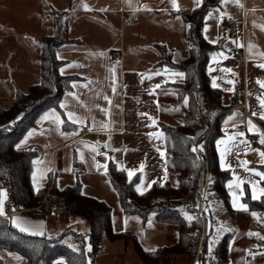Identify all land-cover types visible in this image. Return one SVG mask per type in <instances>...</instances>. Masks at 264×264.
Returning <instances> with one entry per match:
<instances>
[{
  "label": "crops",
  "instance_id": "obj_1",
  "mask_svg": "<svg viewBox=\"0 0 264 264\" xmlns=\"http://www.w3.org/2000/svg\"><path fill=\"white\" fill-rule=\"evenodd\" d=\"M177 4L178 9L181 10H190L197 6L196 0H177ZM68 9L72 11L68 21V36L79 39L81 42L60 46L56 55L59 53L61 60L64 61L59 71L65 65H71L64 68L63 75L78 77L73 80L77 81L78 86L73 88L71 84L72 89L61 96V101L66 104V107L61 109L72 126L65 128L63 123H55L54 114H50L48 120L38 124L37 120L41 115L54 109L49 108L38 116L36 126L29 129L35 130L33 135L28 137L21 148L38 146L42 148V151H38L39 153L33 159L38 163L34 165L32 162L31 182L35 190L45 186L49 174L52 173L48 169L53 170L57 164L59 174L57 175L56 172V180H53L57 186L70 185L79 180L84 193L104 200L110 207L111 205L120 207L116 193L108 185L106 178L101 175V173L106 174L103 166L106 165L107 168L108 162L112 159L103 154L102 144L97 149V142H100L102 136L108 138L113 150L117 145L116 139L112 138H118L121 158L119 163L118 160L113 162L117 166L121 165L120 168L126 175L128 169H134V175L138 176L137 183H141L143 175L142 192L152 181L165 182L163 179L166 168L165 159L162 160L157 151V148L164 150V136L159 139L156 137L149 139L148 133L161 131L159 122L171 123L163 117L164 109L169 106V101L165 97L172 94L165 86L180 82L183 78L172 77L171 73L152 75L151 79H141V75H151L165 68L155 69V64L160 60V53L155 48V44H163L172 51L185 49L184 25L179 17L169 14L173 10H178L173 8L171 0H0V106H8L16 90L26 91L29 86L38 82V39L43 34L51 33L52 16ZM209 12L212 13L211 16H208ZM209 12L206 15L208 19L204 18L203 21L202 34L204 38L207 37L205 39L208 42L217 40V43L222 46L218 52H223L227 56V59L219 57L217 61L212 62L211 70V57L208 60L207 74L211 85L212 77L216 76L218 78L216 82L220 85L217 88L229 97L239 84L236 81L235 72L238 68L241 72L239 85L242 89L241 104L225 114L221 122L223 134L220 137L226 139L224 130L229 134L233 131H242L245 137H238L237 140L247 139L248 141L247 145L238 144L237 149L230 152L227 157L228 163L232 165V168L228 170L230 179H234L233 172H235L243 181L240 187L234 184L232 191L238 197L237 203H244L242 198L245 189H248L252 198L251 182H257L258 188L264 187L263 179L259 175L248 173L244 168L239 167L240 161L244 160L248 162V168H256L258 172H264L249 161L250 159L248 160V148L250 145L257 144L260 136L258 133L247 130V122L251 119L253 124L263 131L257 122L261 111L257 97L264 95V89L257 84V79H264V69H260L257 65L264 63V55H261L264 53V0H239L238 3L236 0H228L226 4L220 2L219 6L212 8ZM221 13L225 15L221 17ZM126 17H131L132 21L126 20ZM206 23L208 29L204 32ZM238 44L242 46H237ZM122 48L129 49L130 53L127 56L122 55L120 53ZM238 50H243V60L235 58L234 55ZM115 51L119 53L118 58L113 53ZM113 66L116 74L115 93L112 90L111 79ZM222 68L231 69V72H222ZM228 80L234 83L228 84ZM156 84H160V87L153 92L152 87ZM227 88L234 90L226 91ZM72 92L76 93L75 97L66 95ZM105 96L111 99V104L104 99ZM68 111L75 114L78 123L68 119L66 115ZM55 112L63 121L56 109ZM253 112L257 115L253 116ZM138 113H148V116L156 120V124L152 125L148 116L142 117ZM233 113L238 115L225 124L227 118ZM233 124L236 125L235 128ZM262 146L264 151V144ZM220 147L222 149L224 145ZM93 148L97 151H93ZM74 158L78 160L82 170L91 177L86 178L87 183L79 179L74 172ZM141 163L144 164L143 170L140 169ZM97 164L101 165L100 171ZM33 172L36 173L35 187ZM168 173L167 171V176ZM161 182L157 183L161 184ZM225 189L229 196L231 212L244 211L233 208L232 197L226 184ZM241 191L243 195L240 194ZM4 209V216H9L10 220L12 217H17L26 226L40 225L43 233L55 235L67 227L79 231L84 236H87L89 232L85 220L75 215H66L60 205L45 218L32 217L22 211L11 212L5 204ZM120 216L123 225L118 229L114 227L112 218V227L117 231H128L139 238L134 228L148 227V224L142 225L140 218L131 219L138 216L129 215L123 211ZM126 218H128L127 223H125ZM154 223L163 225L160 226L161 231L164 234L167 233L166 223L157 221ZM207 231L210 234V229ZM209 239L207 238L206 242V259H203L201 264H205L208 257ZM260 239L243 238V244L240 246L238 238H232L231 234V238H227L228 264H257L260 260L259 253L264 251V239L262 245ZM162 245L165 244L151 248L143 245L142 247L148 250ZM120 247L122 251L128 253L130 245L123 242ZM86 249L88 250L87 245ZM234 250L239 252L240 260L238 261L233 260ZM247 250H251L254 255L249 254ZM18 257L21 256L16 251L0 249V264H22L23 259ZM261 261L264 264V256ZM186 264H188L187 258ZM192 264H198V261Z\"/></svg>",
  "mask_w": 264,
  "mask_h": 264
},
{
  "label": "trees",
  "instance_id": "obj_2",
  "mask_svg": "<svg viewBox=\"0 0 264 264\" xmlns=\"http://www.w3.org/2000/svg\"><path fill=\"white\" fill-rule=\"evenodd\" d=\"M220 2L201 0L200 6L190 10L169 12L179 17L184 25L186 47L183 51H172L163 44H155L160 53L155 69L167 67L185 73L182 81L165 86L172 95H176L170 104L177 106L184 103L185 112L176 123L159 122L164 133L166 170L174 173L176 183L164 182L163 186L153 183L141 195L135 189L137 175L129 180L125 171L111 160L106 168L108 182L118 197L121 210L138 216L142 225L149 220L176 225L175 242L148 251L142 247L135 234L113 229L111 207L104 200L84 193L79 180L60 187L52 180L50 173L44 187L35 190L32 186V162L37 152L32 148L17 149L15 145L30 128L36 126L38 116L49 108L60 113L63 127L72 126L65 118L60 101L62 94L72 89L71 81L78 77L61 74L59 68L64 61L56 55L60 46L81 42L68 36V21L72 15L68 9L55 13L52 16L51 33L43 34L38 39V82L26 91L16 90L12 102L6 107L0 106V188L6 190L5 206L11 212L22 211L32 217L45 218L60 205L66 215L85 220L89 232L84 236L67 227L55 235H31L15 228L9 216H0V249L16 251L23 258L22 264H52L58 257H63L66 264H90V259L101 250L103 238H107L109 241L132 245L142 264H173L175 255H184L188 264L194 261L201 264L206 259L209 233L205 214L204 210L201 213L199 203L194 205L193 202L202 199L205 185L211 180L212 188L227 210H232L225 189L230 172L221 170L219 166L215 141L223 134L221 122L225 114L241 104L242 92L241 86H238L225 99L219 88L212 87L207 74L210 54L218 52L222 46L204 38L203 21L207 13L219 6ZM190 44L193 47L190 48ZM185 96L188 98L187 103ZM17 116H21V119L15 124L11 123ZM257 122L264 131V120L257 118ZM200 144L203 145V152H193V146ZM79 165L74 158V172L80 171ZM258 167L264 170L263 165ZM242 200L248 205L249 211L256 212L260 220H264V196L253 200L248 189H245ZM180 205L182 208H179ZM188 216L194 219L188 220ZM227 238H231V235L224 236L215 247L217 264H228ZM71 242L75 247H70ZM87 244L91 246L90 250L86 249Z\"/></svg>",
  "mask_w": 264,
  "mask_h": 264
},
{
  "label": "rangeland",
  "instance_id": "obj_3",
  "mask_svg": "<svg viewBox=\"0 0 264 264\" xmlns=\"http://www.w3.org/2000/svg\"><path fill=\"white\" fill-rule=\"evenodd\" d=\"M118 58V51L113 52ZM122 55H128L130 53L129 49L121 50ZM236 81L239 83L238 86L241 84V72L238 68V71L235 72ZM224 98L227 99L226 93H224ZM165 99L169 101V104L176 99L175 94L166 95ZM184 103L177 106H172L171 104L164 109L163 117L168 122L176 123L185 112ZM162 107V106H161ZM116 139V147L113 150H107L106 144L109 141V139L105 137H101L100 142H97V149H99L100 144L104 147L103 154H106L108 157L112 159V161L118 160V163L120 162V154H121V148L118 146V138H112ZM257 144L250 145L248 148V160L254 163L257 167L260 165H264V163H261V157L259 156V153L257 151H254V149H259L260 151H263V146L259 142L260 138L257 139ZM37 153L38 151H42L39 146L32 148ZM82 166L79 165L78 168L80 172L76 173L78 175V178L83 180L84 183L87 181L86 178L89 177L88 174L84 172L81 168ZM98 171H100V168H98ZM103 171V170H101ZM56 172L57 175L59 174L58 165L56 164L54 169L52 170L51 176L52 180H56ZM103 175L107 182V176L104 173H101ZM91 178V177H89ZM165 182H168L170 184L176 183V177L173 172H169L167 179ZM87 183V182H86ZM108 185L109 182H108ZM4 189V188H3ZM5 190V189H4ZM6 192V190H5ZM88 192V191H87ZM203 197L205 199V203L203 205V210L205 211V217H206V224H207V230L210 229L209 234V243H208V257L205 262V264H217L216 259L214 258V246L218 242L220 238H223L226 235H231L232 238H238L239 243L238 245L243 244V238H260L258 236H250L248 235L249 232L252 233H260V236H264V220H260L258 215L256 217L252 216V212L250 211H236V212H230L227 210L224 202L220 198V196L217 194V192L212 188L210 183H207L204 188ZM6 201V200H5ZM112 209V218L114 222V227L118 229L123 225L121 214L122 211L120 207L116 205H111ZM148 227L141 229L139 226H137L135 231H137L138 239L140 241V244H142L146 248L155 247L156 245L161 244H171L176 240L177 237V227L174 224L166 223L165 226L168 228L167 233H163L161 231V227L163 225H156L157 223H154L153 220L148 221ZM165 224V223H164ZM133 228V227H132ZM231 229V231L224 230L220 232V234H217L218 229ZM260 243L262 245L263 239H260ZM211 242V244H210ZM123 244L122 241H109L107 238H103L101 250L94 255L92 261L90 259V264H141L138 256L136 255L135 251L133 250L132 245H130L128 253H125V251L121 250V245ZM71 246L75 247L74 244L71 242ZM89 244H87V247ZM209 246H211V251H209ZM264 251H261L259 253L260 260L257 264H262V258L264 256ZM129 254V255H128ZM233 260H240L239 252L237 250L233 251ZM61 258V257H59ZM58 258V259H59ZM57 259V260H58ZM64 262L66 264V261L64 259ZM174 264H183V262L186 264V257L184 255H175L173 257Z\"/></svg>",
  "mask_w": 264,
  "mask_h": 264
},
{
  "label": "snow or ice",
  "instance_id": "obj_4",
  "mask_svg": "<svg viewBox=\"0 0 264 264\" xmlns=\"http://www.w3.org/2000/svg\"><path fill=\"white\" fill-rule=\"evenodd\" d=\"M228 2V0H221V3L222 4H226ZM236 2L238 3L239 0H236ZM200 3H201V0H196V5L197 6H200ZM171 4L173 6L174 9H178V4H177V0H171ZM85 8H87V5H85ZM212 13L209 12L208 13V16H211ZM223 15H225V13H221V17H223ZM208 16L205 17V19L207 20L208 19ZM219 23V21H218ZM207 29H208V25L207 23L205 24L204 26V32H207ZM207 39V37H205ZM212 44H216L217 43V40H211L210 41ZM233 43H236V41H233ZM237 46H242V45H237ZM189 47H193V45H189ZM251 47V45H250ZM261 55H264V53H261ZM210 70H211V63L212 62H215L217 61V59L219 57H223L224 59H227V56H225V54L223 52H213L210 54ZM57 58L58 59H61L59 53H57ZM260 69H264V63H259L257 65ZM67 67H71V65H65L64 68H67ZM64 68H61L60 71L61 73L63 74L64 73ZM112 90H113V93L116 92V74H115V67L113 66L112 68ZM222 72H231V69H221ZM161 73L167 75L169 73H171V76L172 77H179V78H184L185 77V73L184 72H178V71H175V70H172V69H169L167 67H165L164 69L162 70H157L156 72H153L151 75H147V74H142L141 75V79H151V76L152 75H160ZM217 77L216 76H213L212 77V87L213 88H217V87H220L219 84H217ZM220 79H223V77H220ZM228 84H233L234 81L232 80H228L227 81ZM71 84H72V87L73 88H76L78 86V83L77 81H71ZM257 84L260 86L261 89H264V79H257ZM86 86V85H85ZM160 87V84H156V85H153L152 87V91L154 92L156 88H159ZM234 89L233 88H227L226 91H233ZM66 95H71L73 97L76 96V93L75 92H72V93H67ZM105 100H108L109 104H111V99L108 97V96H105L104 97ZM187 96H185L184 100H185V103H187ZM257 100H258V103L260 105V108H261V111L259 113V116L262 120H264V95L262 96H258L257 97ZM60 107L61 108H65L66 107V104L61 101L60 103ZM105 114L107 115V110L105 109ZM50 114H54V120H55V123L57 124H61L63 123V121L60 119V116L59 114H57L55 112V109H50L48 112H45L43 115L40 116L39 120H37V123L40 124L42 123L43 121L45 120H48L49 119V115ZM23 114H21L22 116ZM66 115L68 117V119L70 121H72L73 123H78V119L76 118L75 114L71 111H68L66 112ZM138 115L140 116H148V113H138ZM236 115H238L237 113H233L231 116H229L227 118V120L225 121V124L228 123V121H231L233 119V117H235ZM253 116L257 115L256 112H253L252 113ZM21 116H17L16 117V120L12 121L11 123L15 124L16 121H19L21 119ZM148 119L151 121V124L152 125H155L156 124V120L153 119L151 116H148ZM248 131L249 132H255V133H258L259 136H260V143L261 144H264V131H261L255 124H253L252 120L249 119L248 122ZM106 126V125H105ZM233 128L236 127L235 124L232 125ZM34 129L32 130H29V132L27 133V135L21 139L19 141V143H17L15 145V147L17 149H21L22 146L25 145L27 139L29 136L33 135L34 133ZM225 132V136H226V139H224V137H220V138H217L215 143H216V146H217V151H218V159H219V165H220V168L221 170H229L232 168V165L228 163V154L230 152H233L234 150L237 149V146L238 144L239 145H247L248 144V141L247 139H240L239 141L237 140L238 137L240 138H244L245 137V133L242 132V131H233L232 133H228L226 130H224ZM148 136H149V139H151L152 137H156V138H162L164 136V133L161 132V131H156V132H149L148 133ZM224 145V147L221 149V145ZM203 145L200 144V145H194L193 148H192V151L193 152H203ZM247 150V149H246ZM93 151H97L96 148H93ZM157 151L159 152V155L161 157V159H165V151L162 150V149H159L157 148ZM254 151H257L259 153V156L261 157V163H264V151H260L259 149H254ZM106 155V154H105ZM81 159H83V157L81 156ZM36 163H38V161L34 160L33 161V164L35 165ZM247 161H244V160H241L240 161V164H239V167L241 168H244L246 172L248 173H254V174H257L259 175L262 179H264V172H258L256 168H248L247 167ZM97 167H101V165L97 164ZM105 167V171H107L106 169V165L103 166ZM118 168L122 167L121 165H118L117 166ZM144 168V164L141 163L140 165V169L143 170ZM69 171L71 169H68ZM48 171H52V169H48ZM134 169H128L127 170V176L129 177V180H131V178L133 177L134 175ZM33 183H34V187H35V177H36V173L33 172ZM233 177L234 179H230L226 182V187L229 189V192H230V196L232 197L231 199V203H232V206L234 209L236 210H244V211H247L248 210V205L247 204H244V203H237V199L238 197L236 196V193L232 191V188L235 184L236 187H240V185L243 183L242 180L239 179V177L237 176V174L235 172H233ZM143 175L141 176V183H137L135 185V189L136 191L139 193V194H143L142 192V182H143ZM163 179H167V170L165 168L164 170V177ZM157 182H161V181H152L151 183L148 184V187L151 188L152 187V184L153 183H157ZM209 183H211V180H209ZM161 186H163V183L161 182ZM251 194H252V199L253 200H257L259 198V196L261 195H264V187H260L258 188L257 187V182H251ZM38 190V189H37ZM241 195H243V192L241 191L240 193ZM7 196H6V192L3 188H0V216H4L5 215V209H4V204H5V200H6ZM252 216L256 217L257 216V213L256 212H252L251 213ZM188 220H192L194 219V217L192 216H188L187 217ZM127 219H125V223H127ZM131 219H139V217H132ZM11 223L12 225L17 228L20 232H24V233H29L31 235H43V230H42V227L40 225H25V223L23 221H21L19 218L17 217H12L11 218ZM224 230H228V231H231V229H218L217 231V234H220V232L224 231ZM248 235L250 236H258L260 237L261 239H264V236H260V233H252V232H249ZM14 238V237H13ZM85 239H87V237H85ZM211 244V242H210ZM71 247V245H70ZM90 245L88 246V250H90ZM74 251H78V249H74ZM148 251H155V249H148ZM209 251H211V246H209ZM249 252V254L251 255H254L253 253H251V250H247ZM261 254H264V253H261ZM18 259H23L22 257H18ZM53 264H65L64 262V258L61 257L59 258L58 260L54 261ZM199 264V262H198Z\"/></svg>",
  "mask_w": 264,
  "mask_h": 264
},
{
  "label": "built area",
  "instance_id": "obj_5",
  "mask_svg": "<svg viewBox=\"0 0 264 264\" xmlns=\"http://www.w3.org/2000/svg\"><path fill=\"white\" fill-rule=\"evenodd\" d=\"M126 20L128 21H132V18L131 17H126ZM235 58L238 59V60H243L244 59V53H243V50H238L236 53H235ZM263 183H264V179H263ZM199 203V206H200V210H201V213L203 212V197L202 199L199 201V202H196L194 201L193 204L196 205Z\"/></svg>",
  "mask_w": 264,
  "mask_h": 264
},
{
  "label": "water",
  "instance_id": "obj_6",
  "mask_svg": "<svg viewBox=\"0 0 264 264\" xmlns=\"http://www.w3.org/2000/svg\"><path fill=\"white\" fill-rule=\"evenodd\" d=\"M106 148L107 150H112V146L110 145V142H107ZM179 208H182V206L180 205Z\"/></svg>",
  "mask_w": 264,
  "mask_h": 264
}]
</instances>
